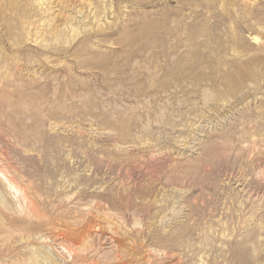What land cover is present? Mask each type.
I'll return each instance as SVG.
<instances>
[{"label":"rangeland","instance_id":"1","mask_svg":"<svg viewBox=\"0 0 264 264\" xmlns=\"http://www.w3.org/2000/svg\"><path fill=\"white\" fill-rule=\"evenodd\" d=\"M0 264H264V0H0Z\"/></svg>","mask_w":264,"mask_h":264},{"label":"bare ground","instance_id":"2","mask_svg":"<svg viewBox=\"0 0 264 264\" xmlns=\"http://www.w3.org/2000/svg\"><path fill=\"white\" fill-rule=\"evenodd\" d=\"M256 39V38H255Z\"/></svg>","mask_w":264,"mask_h":264}]
</instances>
